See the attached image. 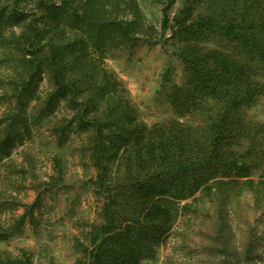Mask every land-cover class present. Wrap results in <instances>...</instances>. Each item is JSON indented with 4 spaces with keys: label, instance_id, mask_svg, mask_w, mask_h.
Returning <instances> with one entry per match:
<instances>
[{
    "label": "trees",
    "instance_id": "16d2710c",
    "mask_svg": "<svg viewBox=\"0 0 264 264\" xmlns=\"http://www.w3.org/2000/svg\"><path fill=\"white\" fill-rule=\"evenodd\" d=\"M160 2L158 26L141 0H0V164L46 123L60 148L78 142L83 167L96 169L91 183L104 203L101 221L86 224L88 242L75 240L83 255L75 264L156 262L181 214L194 209L183 203L199 194L216 206L212 247L222 264H247L255 260V234L239 251L229 217L244 189L264 213V176L253 177L264 123L249 116L264 97V0H182L173 18L178 0ZM167 41L182 64V81L170 61L158 95L179 120L150 126L107 59ZM189 116L204 125L180 121ZM24 159L33 164L30 154ZM56 163L61 170V159ZM40 199L11 227L0 223V242L35 221ZM0 264L35 262L25 250L16 256L4 249Z\"/></svg>",
    "mask_w": 264,
    "mask_h": 264
},
{
    "label": "rangeland",
    "instance_id": "374dc122",
    "mask_svg": "<svg viewBox=\"0 0 264 264\" xmlns=\"http://www.w3.org/2000/svg\"><path fill=\"white\" fill-rule=\"evenodd\" d=\"M141 4L147 17L160 26L163 19L160 0H141ZM181 7L182 0H178L170 11L171 18ZM174 52L172 41L158 45L141 43L107 59L108 68L125 83L141 119L150 126L156 123L170 126L179 120L158 95L162 74L170 61L176 69V82L182 81V64ZM47 87L45 80L41 88L43 93ZM4 111L5 106L0 105V116ZM249 116L264 123V97L249 109ZM180 121L196 127L204 125L200 116H189ZM81 139L79 137L78 141ZM77 144L60 148L46 123L37 127L32 137L0 164V223L5 228L15 223L24 213L25 206L34 204L38 196L41 197L34 210L35 221L27 219L14 240L0 242V251L6 249L21 256L25 250L33 256L35 264L52 261L75 264L83 256L75 248V240L88 242L86 224L101 221L104 202L91 183L96 169L83 167ZM262 147L259 169L253 175L256 181L264 176V137ZM26 154L34 158L32 165L26 163ZM58 159L63 163L61 170L56 163ZM23 168L30 172L25 177L19 173ZM239 196L231 204L229 217L232 244L243 252L250 234L254 233L255 260L247 264H264V213L256 209L254 197L247 189ZM198 197V201L183 203L192 204L193 211L181 214L173 233L159 248L158 260L147 264H222V255L212 247L219 235L216 206L201 194Z\"/></svg>",
    "mask_w": 264,
    "mask_h": 264
}]
</instances>
